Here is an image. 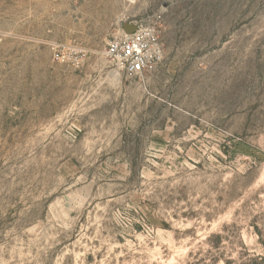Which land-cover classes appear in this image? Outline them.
I'll return each mask as SVG.
<instances>
[{"label":"rangeland","instance_id":"rangeland-1","mask_svg":"<svg viewBox=\"0 0 264 264\" xmlns=\"http://www.w3.org/2000/svg\"><path fill=\"white\" fill-rule=\"evenodd\" d=\"M0 264H264V0H0Z\"/></svg>","mask_w":264,"mask_h":264},{"label":"built area","instance_id":"built-area-1","mask_svg":"<svg viewBox=\"0 0 264 264\" xmlns=\"http://www.w3.org/2000/svg\"><path fill=\"white\" fill-rule=\"evenodd\" d=\"M52 59L57 63H70L79 66L86 52L64 44H50ZM105 56L126 78H141L152 72L163 59V49L154 27H142L132 33L113 38L107 45Z\"/></svg>","mask_w":264,"mask_h":264},{"label":"water","instance_id":"water-1","mask_svg":"<svg viewBox=\"0 0 264 264\" xmlns=\"http://www.w3.org/2000/svg\"><path fill=\"white\" fill-rule=\"evenodd\" d=\"M133 31L132 30H129L127 33H132Z\"/></svg>","mask_w":264,"mask_h":264}]
</instances>
